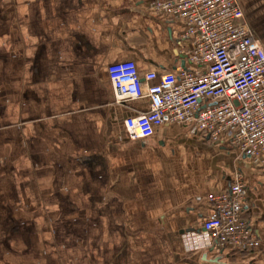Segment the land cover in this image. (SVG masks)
<instances>
[{
	"label": "crops",
	"instance_id": "crops-1",
	"mask_svg": "<svg viewBox=\"0 0 264 264\" xmlns=\"http://www.w3.org/2000/svg\"><path fill=\"white\" fill-rule=\"evenodd\" d=\"M154 1L0 0V264H264L260 165L178 125L127 135L150 102L116 104L110 66H190ZM238 3L264 47V0ZM238 174L261 247L218 251L202 223Z\"/></svg>",
	"mask_w": 264,
	"mask_h": 264
},
{
	"label": "built area",
	"instance_id": "built-area-1",
	"mask_svg": "<svg viewBox=\"0 0 264 264\" xmlns=\"http://www.w3.org/2000/svg\"><path fill=\"white\" fill-rule=\"evenodd\" d=\"M153 10L189 26L190 66L141 76L135 62L110 66L115 103L148 99L147 113L125 120L130 140H148L170 125L226 142L264 170V47L245 22L238 0H155ZM247 190L235 176L211 195L202 230L215 250L252 252L260 240L246 218Z\"/></svg>",
	"mask_w": 264,
	"mask_h": 264
}]
</instances>
